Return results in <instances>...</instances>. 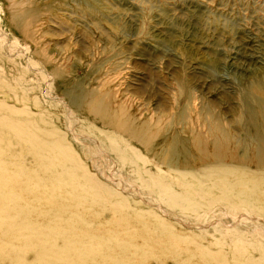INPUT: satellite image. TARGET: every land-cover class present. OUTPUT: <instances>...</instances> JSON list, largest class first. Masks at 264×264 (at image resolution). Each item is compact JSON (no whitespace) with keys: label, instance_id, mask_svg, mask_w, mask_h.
<instances>
[{"label":"rangeland","instance_id":"rangeland-1","mask_svg":"<svg viewBox=\"0 0 264 264\" xmlns=\"http://www.w3.org/2000/svg\"><path fill=\"white\" fill-rule=\"evenodd\" d=\"M261 91L264 0H0V166L48 181L30 122L68 149L52 206L109 264H264Z\"/></svg>","mask_w":264,"mask_h":264},{"label":"bare ground","instance_id":"bare-ground-1","mask_svg":"<svg viewBox=\"0 0 264 264\" xmlns=\"http://www.w3.org/2000/svg\"><path fill=\"white\" fill-rule=\"evenodd\" d=\"M261 92L264 94V91ZM262 113L261 119L264 125V112ZM9 123L3 120L0 125L2 126ZM32 126L33 124L30 122V129L25 133L26 130L24 131V127L22 128L20 124H17L16 128L18 131L14 132V136L19 137L22 141L24 139L21 136L25 133L29 151L35 155L36 160H40L42 174L48 176V181L45 180L44 177H40L39 172L24 170V175H28L29 177L27 178L29 179L26 180L24 186L20 187L18 185V173L15 176L13 175V171L0 166V183L4 181L7 184L13 185L9 186V189H0V217H3L0 218V257L3 259L2 261L6 264L7 262H13V259H15L16 264H23L21 259L22 253L34 251L37 256L34 264H55L50 262V260L54 259L58 261V264H64L63 262L65 261H67L66 264H97L98 258L104 259L103 261L109 264L105 250L99 245V242L93 240L90 244L82 243L78 238L76 245L80 247L77 248L72 242L75 236L74 231L66 234V227L60 217V209H62V207L54 209V206H52V203L57 204V200L58 204H61V200L64 198V196L55 194L56 188L60 185L64 187L68 186L72 193L74 189L77 190V192L79 190H84V186L78 180L76 181L74 176L68 171H64L65 173L63 176L65 177H60L61 179L59 178L58 180L55 175L52 176L51 174H54L52 170L61 166L64 160L71 159L74 164H76L77 161L75 157H72L74 155L70 154L69 150H66L59 141H44L41 136H39L37 128L32 129ZM259 138L260 139H257L258 147L255 153L257 158L262 160L264 158V134L260 129ZM220 155L221 156L218 157H225L222 153ZM231 158L233 160L238 159L242 161V157L239 154ZM63 169L66 170V168ZM21 175L20 173L19 176ZM49 180L52 181L49 182ZM26 209H28L26 220H18L17 216H21ZM11 213L16 215L14 216L16 219L12 218V220H10L7 218ZM36 213L37 215L50 219L57 218V220L52 226L48 224L46 226V221H30V216ZM82 219L83 218H81L80 221H82ZM51 222L53 223V220H51ZM84 245L86 246L83 247ZM17 251L20 252V255ZM68 257L69 259L72 257L73 260H68ZM111 259L112 258H110V260ZM113 263L115 262L113 261Z\"/></svg>","mask_w":264,"mask_h":264}]
</instances>
